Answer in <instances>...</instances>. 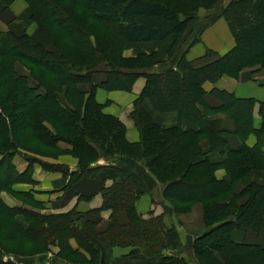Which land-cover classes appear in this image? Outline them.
<instances>
[{
	"label": "trees",
	"instance_id": "1",
	"mask_svg": "<svg viewBox=\"0 0 264 264\" xmlns=\"http://www.w3.org/2000/svg\"><path fill=\"white\" fill-rule=\"evenodd\" d=\"M8 1L0 0V12ZM25 1L29 17L46 25L45 33L58 52L32 44L26 36L0 32V192L22 183L34 164L69 176L68 185L111 167L120 178L101 189L100 207L40 217L47 220L46 227L40 228L52 241L60 245L61 241L74 240L81 251L78 254L86 255L90 264H104L107 247L131 248L123 264L139 260L189 264L170 255L180 246L175 227L168 226L163 215L144 218L136 211L137 200L160 183L163 198L177 204L175 212L185 213L191 204L202 205L208 230L194 239L193 251L207 264H264V244L233 239L235 230L256 234L264 230V100L258 102L261 126L256 129L254 99L213 89L209 95L218 106L211 107L205 102L207 92L203 89L204 83H214L222 76L237 78L246 68L264 69V0H232L227 4L219 16L225 19L234 46L200 67L186 60V52L216 19L199 26L194 39L181 50L177 44L195 18L187 9L179 12L186 13L181 18L175 10L151 0H79L75 4L80 7L71 15L75 7L67 0ZM213 5L212 0H203V5L200 2L196 7L211 10ZM100 22L119 29L118 45L106 32L109 28L99 27ZM170 37L173 43L165 62H157L155 55L122 56L127 44L162 42ZM205 57L215 55L208 51ZM14 61L29 70L34 83L16 73ZM154 66L155 70L146 71ZM138 78H144L145 85L133 105L131 119L140 140L129 144L123 123L103 114L94 95L97 89L129 92ZM143 100L157 112L177 113L179 119L196 124L199 130L160 128L143 110ZM215 113L228 115L243 140L254 135L257 143L232 147L227 140H220L224 160L209 156L216 150L204 152L199 143L202 138L213 140L208 117ZM215 139L221 138L216 134ZM24 152L36 157H25L29 165L19 172L12 161ZM61 155L74 157L78 169L70 171L43 160ZM144 158L150 161L142 167L138 162ZM102 161L105 164L98 165ZM220 167L227 174L224 180L214 177ZM253 175L261 181L250 180ZM247 180L250 182L245 185ZM240 181L244 187L237 194L235 187ZM246 195L244 204L235 203ZM12 210L0 207V220L5 213L7 217L16 214V209ZM103 211H109L110 216L106 229L100 231ZM14 233L27 240L31 231L17 226V231L0 237L9 241ZM0 264L11 263L1 260Z\"/></svg>",
	"mask_w": 264,
	"mask_h": 264
},
{
	"label": "crops",
	"instance_id": "2",
	"mask_svg": "<svg viewBox=\"0 0 264 264\" xmlns=\"http://www.w3.org/2000/svg\"><path fill=\"white\" fill-rule=\"evenodd\" d=\"M18 30L17 23L11 22L9 24H2L0 21V31H11L16 33ZM189 34V30H186L179 44L185 41ZM198 37V42L189 47L186 52V60L194 67L203 66L213 58L224 55L234 46V39L222 17L215 20L213 24L203 30ZM172 43L173 37L162 42L150 41L127 44L122 50V56L128 58L135 57L138 54L155 55L157 62H165L168 60V50ZM208 51L212 52L215 57L206 58L205 55ZM156 68L157 67L154 66L146 71L151 72ZM259 82H261V84ZM144 85L145 79L138 78L132 90L129 92H108L102 89H97L95 91L94 98L95 101L102 106V113L117 118L125 126V140L129 144H135L140 140V134L131 119V112ZM83 88L87 90L89 86L85 85ZM203 89L207 92L205 102L211 107L218 106V101L209 95L213 89L233 93L237 98L254 99L257 104L253 109V126L256 129L261 126L258 102L264 100V69H260L259 66L246 68L239 73L237 78L222 76L214 83H204ZM142 107L153 123L160 128L179 127L186 132H197L199 130L196 124L188 120L179 119L177 113H160L155 111L147 100L142 101ZM208 121L215 136L212 141L207 138H202L199 147L204 152L216 150V152H210L209 156H219L221 160H224L225 155L222 154L219 149L221 145L220 140H227L232 147H238L243 144H246L248 147H253L257 143V138L254 135H250L243 140L241 136L236 133L234 121L225 113L212 114L208 117ZM216 134L220 136L221 139H215ZM261 143L262 152L264 153V136L261 139ZM43 160L50 165L65 166L70 171L78 169L77 160L70 155H61L57 159L44 158ZM149 161L150 158H144L140 160L138 164L145 167ZM13 162L19 172H24L28 166L25 162L19 163L17 159H14ZM104 164L103 161L98 163V165ZM262 176H264V174H262ZM214 177H216L217 180L226 179L227 174L224 168H218V170L214 172ZM119 178L120 176L115 170L105 166L104 168L96 170L92 175L83 176L75 183L68 185L69 176H63L60 172L43 170L39 165H33L32 169V180L38 183L37 190L41 193L40 197H36L40 198L42 201L47 200L46 198H50V200L54 201L56 200L54 210H51L53 213H67L72 210L87 212L100 207L102 203L101 189L110 186ZM251 178L250 180L258 181L260 176L255 178V175H253ZM250 180H247L245 185H247ZM243 187V182H238L235 187V193H241ZM16 188H22V186ZM163 189V184L159 183L151 193L141 196L136 202V211L144 218L150 215H163L164 222L168 226L175 227L180 239V246L176 250L171 251L170 255L192 262L193 259L187 257L188 250H193L194 239L208 230L203 218V207L201 204L196 203L191 204L188 211L185 213L175 212L174 203L163 198ZM229 198L231 199V197ZM246 201L247 197H244L242 201L237 199V204L241 206ZM109 216V211H103L101 213V220L98 224V229L100 231L106 229ZM233 239L237 242L263 245L264 230L258 234L252 231L235 230L233 232ZM130 250L131 248L125 247H107L105 249L104 264H123L127 262L126 256L129 254ZM134 264L156 263L149 260H139L135 261Z\"/></svg>",
	"mask_w": 264,
	"mask_h": 264
},
{
	"label": "rangeland",
	"instance_id": "3",
	"mask_svg": "<svg viewBox=\"0 0 264 264\" xmlns=\"http://www.w3.org/2000/svg\"><path fill=\"white\" fill-rule=\"evenodd\" d=\"M7 1V0H5ZM75 1L79 0H67V4H71L75 8H71L70 14L73 15L75 11L80 7L79 4H75ZM160 2L163 5L168 6L169 8L178 12V17L183 18L185 14L179 13L183 9H187L191 15H195L194 21L189 23L187 26V30H189L190 34L188 38L183 41L181 44L180 39L177 47L181 45V50L187 48L188 44L194 39L195 31L204 25L210 23L213 19H219L222 16L219 14L222 10L227 6V4L232 0H212L213 7L211 10L203 9L201 7L197 8L196 6L200 4L203 5V0H151ZM210 2L211 0H206ZM217 1V2H216ZM216 2V3H214ZM22 3V4H20ZM28 4L25 0H9L7 6L4 8L2 12H0V21L2 24H9L11 22L17 23V29H19L16 33L18 36H26L30 38L32 44H39L43 48L51 51L58 52L53 41L49 37L47 33H45L46 25L37 22L36 20H32L29 17V8ZM194 11V12H193ZM214 15V16H208ZM218 16V17H217ZM223 18V17H222ZM224 19V18H223ZM225 20V19H224ZM226 22V21H225ZM227 24V23H226ZM99 27L109 28V34L113 35V39L115 40V44H119L121 41V37L119 35V29L114 26V30L109 27L108 24L99 23ZM202 25V26H201ZM228 26V25H227ZM47 28H49L47 26ZM199 28V29H200ZM229 29V28H228ZM47 30V29H46ZM230 31V30H229ZM4 32V31H0ZM11 32V31H6ZM5 33V32H4ZM13 68L16 73L21 76H27L30 84L34 83V79L30 76L29 70L20 62H15L13 64ZM261 84V82H259ZM213 139V138H212ZM212 141V140H210ZM24 152L18 153L13 157L20 162H26L25 157L29 156ZM32 156V155H30ZM36 157V156H32ZM12 161V162H13ZM14 164V162H13ZM28 164V163H27ZM29 165V164H28ZM37 164H34V166ZM15 166V164H14ZM16 167V166H15ZM28 167V166H27ZM32 169L33 165L29 169L28 173L21 180L22 183H17L12 185V190L10 191H1L0 192V207L3 209L4 207L12 209H16V214L13 215H3L0 220V235H10L13 231H17V226L22 227L24 229H28L31 231L30 235L26 239H23L20 234L13 235L14 238L5 240L4 236L0 237V261L10 262L11 264H90L88 262V258L78 249V246L74 240L70 241H61L60 245L56 244L48 237L44 231L41 230L40 227H46L45 219H41V216H50L56 214L63 213H53L51 210H54V205L56 200H50V198H46L47 200L42 201L40 198L41 193L38 188V183L33 182L32 180ZM16 170L18 171L17 167ZM258 181H261L260 179ZM22 188H16L20 187ZM17 193V194H16ZM47 197V196H46ZM244 197H249L248 195L243 196L238 199L240 201L243 200ZM235 199V198H234ZM237 203V200L236 202ZM175 205H177L175 203ZM180 206V205H178ZM13 211V210H12ZM26 212L23 214V212ZM253 216V212L251 213ZM45 230V229H43ZM35 233V234H34ZM37 234V235H36ZM31 238V239H30ZM54 242V243H53ZM63 249V250H62ZM78 249V250H77ZM77 250V253H72ZM187 257L192 258L193 261H188L189 264H207L206 260H203L199 257V253L197 251L188 250ZM94 264V263H93ZM233 264V262L231 263Z\"/></svg>",
	"mask_w": 264,
	"mask_h": 264
}]
</instances>
